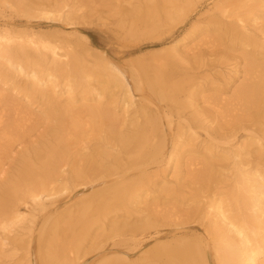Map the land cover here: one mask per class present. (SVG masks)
<instances>
[{
  "label": "bare ground",
  "instance_id": "1",
  "mask_svg": "<svg viewBox=\"0 0 264 264\" xmlns=\"http://www.w3.org/2000/svg\"><path fill=\"white\" fill-rule=\"evenodd\" d=\"M109 1L121 17L118 33L140 42L171 34L204 0ZM80 2L0 0L1 17L9 10L28 20L16 26L0 19V264H75L113 234L123 237L115 231L135 238L170 226L181 232L135 261L123 257L125 264H264V131L251 132L264 126V0H211L185 38L153 56L155 66L142 57L114 65L77 29L37 30L46 21L84 19L72 9ZM211 73L229 85L208 79ZM48 111L52 126L37 134ZM221 125H233L227 137ZM240 129L258 138L257 157L246 151L247 138L232 146ZM97 130L107 135L99 142L91 134ZM88 134L90 145L75 150ZM211 150L230 159L224 185L240 187L241 204L213 195L197 205L210 200L194 194L205 167L218 176L214 159L221 157L209 158ZM182 164L180 183L175 168ZM168 167L174 183L166 181ZM85 186L73 200L69 194ZM154 188L164 201L154 194L155 206L142 207ZM54 203L64 207L45 212ZM199 210L209 235L190 237L182 229ZM35 212L45 213L36 235ZM109 262L105 256L98 264Z\"/></svg>",
  "mask_w": 264,
  "mask_h": 264
},
{
  "label": "rangeland",
  "instance_id": "2",
  "mask_svg": "<svg viewBox=\"0 0 264 264\" xmlns=\"http://www.w3.org/2000/svg\"><path fill=\"white\" fill-rule=\"evenodd\" d=\"M124 1V0H122ZM83 3H81V5H76L72 7L73 10H77L78 11V15H83L84 19L81 18V16L79 18L76 19V21L71 24V23H66L62 20L60 21H56V22H52V21H44L45 25H42L43 27H37V30L40 31H46L48 30L49 25H53V29H57L58 31L61 30H67L68 32L73 31L75 29L80 30V33L85 34L88 37H91V45L93 44V46L95 48H98L101 51H104L105 54H108V59L109 61L114 64V65H126L128 66L130 61H135L137 57H142L141 61H145L148 60L146 63H150V66H155V64L153 63V56H159L163 54L165 52V50H168L173 44H176L175 42L178 40H181L182 38H185L186 35L189 33L190 28H191V23L193 20L196 19V17L202 12H205L207 9L211 8L212 6V2L211 0H204L200 3L199 8L197 9L198 14H195L192 18L189 19V21H187L184 25L177 27L176 29H174V31L171 34H167V35H163L161 37V39L157 40V39H148L145 41H140V42H135V40H130L129 38L126 39V37H124L122 34V31H120V35L117 31V28L119 27L118 24L119 22H115L116 20H119L121 17H117L115 18L116 15H119L117 12L113 13V9L110 6L111 3L109 0L103 1V0H82ZM113 4L115 5L116 3L114 1H112ZM77 7V8H76ZM21 15L19 13V15H15L13 12L11 11H7L6 16L5 17H1L0 19L2 21H8V23L14 24L16 26H20L23 25L24 23L27 22L28 20L25 19H21ZM86 17V18H85ZM23 18V17H22ZM34 22L30 23H38L35 20H33ZM115 22V25H114ZM56 26V27H55ZM35 26H33L34 28ZM116 30V31H115ZM65 31H61V33H64ZM223 45L225 46V43L223 42ZM144 57V58H143ZM137 62H139L137 60ZM136 63V62H135ZM190 63L194 64V61H191ZM134 64V63H133ZM140 62L137 64L139 65ZM192 65V64H191ZM216 64L212 62L209 64L208 68H213V66H215ZM154 67H152V69L147 73V76L151 73H153L154 71ZM209 78L208 79H213V76H215V79L218 80V82L220 83L221 86L225 85H229V84H223L221 78H219L218 75H216L215 73H211L208 74ZM145 78V76H144ZM153 75L149 77V79H152ZM146 79V78H145ZM144 83H148L147 80L144 81ZM145 84V86H146ZM231 84V83H230ZM144 93H146V95L148 96V94H151V92H147L145 91V87H144ZM138 96V94H136ZM40 103H36L35 105H33L34 109H37L39 107ZM41 109V108H40ZM47 116H49L47 118ZM51 116L49 115V111L48 114H46V116L44 117V119L42 121H46V124H42L40 125L39 129L36 130V133H41V132H48L50 130V127L52 126V122L51 120ZM48 120V121H47ZM67 124V121H66ZM222 126V125H221ZM233 125H231L230 127L228 126H222V128H220L221 131H223V134L225 137H227L229 135V131L230 128H232ZM252 127V126H251ZM218 128V127H213V129ZM250 127L246 128V131L249 130ZM65 134H67L70 130L69 127H65ZM252 131H255V134L257 137H261L262 133L264 131V126H254L251 128ZM245 129H240L238 131L237 134V138L236 140L232 141V146L234 147V145L236 143L241 144V142H245V138L246 137V132H244ZM77 130H73V134H76ZM91 134L96 135V137L98 138V142L100 140H103L104 137H106V133L103 132V130H97L96 132H91ZM91 134H88V136L85 138L83 137L82 139V143L83 145H81L79 143V141L77 140V144L74 147L75 150H80L82 148L88 147L90 145V141L92 139ZM255 136V138H253V140L247 138L248 141H246V148L248 150H250L252 152V155L254 157H257L258 154H260L261 149L260 147L257 145V140L258 138ZM82 134H79L78 138H81ZM254 137V136H253ZM71 143L74 141V137H71ZM33 140H35V137H33ZM30 142H32V140L30 139ZM97 152H101L100 150H98ZM17 150L13 151L12 156H15V154H17ZM76 153L82 154L79 151H77ZM209 158H217V157H221L220 159H214L215 160V168L217 169L218 172V176L217 175H209L210 173H215L216 171H214L213 169H209V167H205L204 169V175L202 176V178H200L199 180H196L197 182L194 183L193 187H194V194H198L197 196L199 197H203V196H210V200H205L202 204H197V205H201L200 207L203 208V204L205 207V204L209 201H212L211 196H215L216 199H218L220 201V199H227V203L228 205L230 204H234V202H238L239 204H241L240 202V197L238 195V191L240 190V187L238 188L237 186H230L225 188L224 185V178H223V173L221 171H231L232 169L230 168L229 165V158L226 159V155L225 153H220V154H216V151H210V154H208ZM14 158V157H13ZM11 158L7 157V159H5V161L9 160ZM9 162V161H7ZM85 165L90 166L91 163H86V161H84ZM155 170H156V166ZM94 168V167H93ZM92 168V169H93ZM201 168V167H200ZM99 169V173L101 172V168L95 167V171ZM151 171L154 170L153 167L149 168ZM163 169V168H161ZM161 169L159 171H156L158 174L160 173ZM174 168H167L166 172H165V178L166 181H169V183H171V181L174 183V178L178 175V179L181 182H183L186 178V167L185 164H182L180 167H176L175 171H176V176L174 178H172V172H173ZM207 170V171H206ZM174 176V175H173ZM158 181H156L157 183ZM96 184H98V182H96ZM176 184V183H175ZM224 185V188H222ZM230 185V184H228ZM161 184L158 185V188H161ZM171 186V184L169 185V187ZM88 189L87 186L85 187H77L73 193L69 194L72 199H77L80 197V194L82 193L83 190ZM156 188H154L153 190H151L149 192V194L151 193V197L148 199L147 203L145 205H141L142 207H146L148 209H151L152 207L155 206L154 203L150 202L152 200V197H156L157 198H161L162 201H164L163 197H159V194H156L154 191L160 192L161 189L155 190ZM233 191V193H232ZM84 192V191H83ZM87 192V191H86ZM148 194V193H146ZM146 194H143V197L146 196ZM155 194V195H154ZM201 194V195H199ZM64 195H68L63 194ZM163 196V195H162ZM65 197H63L62 199H64ZM180 199H183V197H180ZM186 199H190L189 197ZM185 200V199H183ZM68 201V200H67ZM73 202V201H72ZM194 201H192V199L188 200V203H192ZM28 203V202H27ZM29 204V203H28ZM28 204H26V206H28ZM186 207H188L187 205H184ZM239 206V205H238ZM57 207L60 208V210L64 207L62 204L57 205L56 203H54L53 205H48L47 209L45 212H52L53 209H56ZM24 207L21 206V211L23 212H27L26 209H23ZM32 208V207H31ZM235 208V206L233 207ZM35 210V209H34ZM241 210V209H240ZM29 212V211H28ZM27 212V213H28ZM202 210H199L197 213L198 215L194 216L190 223L185 226L182 230H185L187 232H190L192 236H197V237H202L204 235L207 236L208 234V230H209V226L210 223L206 220L203 221H199L202 219L203 214L201 213ZM201 213V214H200ZM36 215L35 218V222L33 223V233L36 235L38 232V229H40L41 227V222L44 219V215L45 213L42 214L39 212H35L34 213ZM234 214V213H232ZM237 216V215H236ZM177 228L175 227H166V228H159L158 229V234H156V231H147L145 233V235H141L136 233V237L133 238L130 235V233H125L124 234L126 236H124L123 232H119V231H115L113 233L118 232V234L120 236V238H114V234L107 238L108 240L106 242L103 243L102 247L100 249H97V251L95 252H89L90 254H87L85 256H81V258L76 261L75 264H98L99 260L102 259L103 257L107 256L110 258V262L109 264H125L123 257H127L129 258L131 261H135L140 255L149 252L151 254L153 247L155 248V243L156 242H160L161 243H165L168 242L169 240L172 239V235L175 232H181L176 230ZM151 234V235H150ZM178 235H181V233H179ZM99 236V235H98ZM93 237H95V235H93ZM97 237V236H96ZM95 237V238H96ZM94 239V238H93ZM120 239H125V243L123 242H118ZM132 239V240H131ZM197 239V238H196ZM135 240L139 241L137 242V249L134 248V244H135ZM95 242V241H93ZM98 242V241H97ZM96 242V243H97ZM91 251V250H90ZM69 255V254H68ZM127 259V260H129Z\"/></svg>",
  "mask_w": 264,
  "mask_h": 264
}]
</instances>
